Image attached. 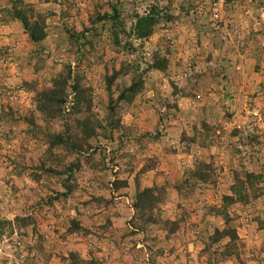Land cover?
<instances>
[{"label":"rangeland","instance_id":"rangeland-1","mask_svg":"<svg viewBox=\"0 0 264 264\" xmlns=\"http://www.w3.org/2000/svg\"><path fill=\"white\" fill-rule=\"evenodd\" d=\"M0 264H264V0H0Z\"/></svg>","mask_w":264,"mask_h":264},{"label":"trees","instance_id":"trees-1","mask_svg":"<svg viewBox=\"0 0 264 264\" xmlns=\"http://www.w3.org/2000/svg\"><path fill=\"white\" fill-rule=\"evenodd\" d=\"M15 16L23 22L25 29L27 30L33 41L38 42L46 37V31L44 30V27H42V25L38 27L36 26L37 23L30 24L29 20H26L21 13L17 12ZM140 35L147 36L149 35V33L141 32Z\"/></svg>","mask_w":264,"mask_h":264}]
</instances>
